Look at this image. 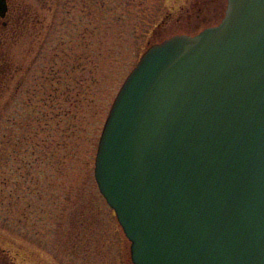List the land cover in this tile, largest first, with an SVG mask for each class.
I'll use <instances>...</instances> for the list:
<instances>
[{
  "label": "water",
  "instance_id": "1",
  "mask_svg": "<svg viewBox=\"0 0 264 264\" xmlns=\"http://www.w3.org/2000/svg\"><path fill=\"white\" fill-rule=\"evenodd\" d=\"M94 176L133 264H264V0L145 49Z\"/></svg>",
  "mask_w": 264,
  "mask_h": 264
},
{
  "label": "rangeland",
  "instance_id": "2",
  "mask_svg": "<svg viewBox=\"0 0 264 264\" xmlns=\"http://www.w3.org/2000/svg\"><path fill=\"white\" fill-rule=\"evenodd\" d=\"M218 4L9 0L0 27L16 71L0 100V264L131 262L94 176L104 123L143 51L208 28Z\"/></svg>",
  "mask_w": 264,
  "mask_h": 264
},
{
  "label": "trees",
  "instance_id": "3",
  "mask_svg": "<svg viewBox=\"0 0 264 264\" xmlns=\"http://www.w3.org/2000/svg\"><path fill=\"white\" fill-rule=\"evenodd\" d=\"M30 21H31V18L28 15L27 18H26L25 25L27 26V24H29L28 22H30ZM9 36H10L9 30H7L5 27L1 26L0 27V100L2 98L3 92L6 90L5 88L2 89V83L4 81H6V84H8V82L12 79L11 75H13V73L16 71V69H13V67H12L13 61H15V60H13L12 57H9L6 54L7 45L5 44V41H7ZM2 90H4V91L2 92ZM38 114H39V116H38ZM40 114L41 113L36 112V115L38 116L37 118L40 117ZM29 116L30 117L35 116V113L33 111H31ZM42 116L45 117L46 114H42ZM24 124L25 123H23V125ZM0 144H1V141H0ZM2 156H3V154L1 153V147H0V159L2 158ZM21 162L25 166L24 170L30 169L29 168V163H28V161L25 158H23L21 160Z\"/></svg>",
  "mask_w": 264,
  "mask_h": 264
},
{
  "label": "flooded vegetation",
  "instance_id": "4",
  "mask_svg": "<svg viewBox=\"0 0 264 264\" xmlns=\"http://www.w3.org/2000/svg\"><path fill=\"white\" fill-rule=\"evenodd\" d=\"M7 3H8V12H7V16L5 17V19L8 17L9 9H10L9 0H7ZM227 3H228V0H219V4L217 5L216 12L213 15L214 21L211 24H209L208 27L215 26L222 20V18L225 15V11H226V8H227ZM196 6H198V4ZM191 8H194V4H192ZM198 9H200V11H201L202 7L198 8ZM182 33L190 34V35H194L195 34V33L192 34L191 32H182ZM129 264H133V263L130 262Z\"/></svg>",
  "mask_w": 264,
  "mask_h": 264
}]
</instances>
